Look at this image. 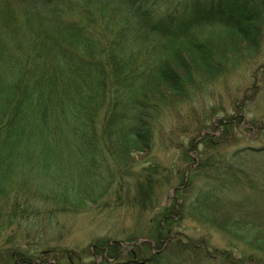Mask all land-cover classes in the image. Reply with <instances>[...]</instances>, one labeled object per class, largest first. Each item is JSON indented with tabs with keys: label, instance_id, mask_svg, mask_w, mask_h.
Returning a JSON list of instances; mask_svg holds the SVG:
<instances>
[{
	"label": "trees",
	"instance_id": "1",
	"mask_svg": "<svg viewBox=\"0 0 264 264\" xmlns=\"http://www.w3.org/2000/svg\"><path fill=\"white\" fill-rule=\"evenodd\" d=\"M263 37L264 0H0V196L34 224L38 196L76 212L105 201L160 119L261 56ZM208 139L207 182L190 173L181 207L157 214L152 238L170 243L143 264H207L203 244L173 234L176 210L264 263V200L228 198L238 172Z\"/></svg>",
	"mask_w": 264,
	"mask_h": 264
},
{
	"label": "rangeland",
	"instance_id": "2",
	"mask_svg": "<svg viewBox=\"0 0 264 264\" xmlns=\"http://www.w3.org/2000/svg\"><path fill=\"white\" fill-rule=\"evenodd\" d=\"M246 61L238 71L207 86L194 102L181 105L179 113L162 117L154 148L133 155L135 164L129 169L117 170V183L105 201L76 212L38 196L34 224L28 220L30 211L24 219L15 217L12 200L0 196V264H143L164 252L170 242L165 239L158 245L152 238L155 219L173 202L175 208L181 207L183 199L178 196L189 188L190 173L199 186L207 182L203 157L212 154L204 155L203 146L209 137L221 144L222 154L214 150L219 160L228 159L238 172L231 178L228 198L234 203L247 197L263 201L264 49L261 56ZM50 207L57 211L51 222L46 219ZM174 214L173 234H184L191 245L203 244L207 264H264L245 243L216 226L195 218L180 221L177 210ZM100 244L112 248L102 250ZM145 244L150 250L134 252Z\"/></svg>",
	"mask_w": 264,
	"mask_h": 264
}]
</instances>
